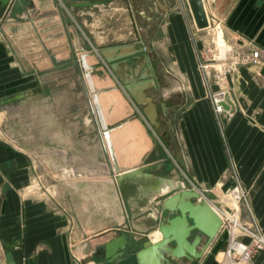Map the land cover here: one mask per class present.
Instances as JSON below:
<instances>
[{
    "label": "crops",
    "instance_id": "obj_1",
    "mask_svg": "<svg viewBox=\"0 0 264 264\" xmlns=\"http://www.w3.org/2000/svg\"><path fill=\"white\" fill-rule=\"evenodd\" d=\"M203 1L207 28H198L188 0H16L2 11L0 264H9V253L14 264H81L119 229L159 240L161 234H151L163 214L155 194L179 186L196 188L226 218V203L218 200V206L206 193L238 182L253 185L252 208L264 226V59L257 67L224 71L199 65L208 38L226 48L219 63H234L229 47L264 49V0ZM102 19L109 24L94 29ZM121 44L136 53L122 74L152 76L143 102L134 100L99 53ZM84 53L121 170L166 162L148 174L153 178L141 179L156 184V193L140 183L127 188L125 199L118 193ZM216 96L232 103L229 119L216 112ZM8 128L9 139L1 134ZM58 155L94 168L104 162L106 173L94 169L93 176L109 179H61L56 195H25L36 160ZM50 174L43 176L48 185ZM237 259L219 232L202 258L175 262L243 264ZM248 264H264V248Z\"/></svg>",
    "mask_w": 264,
    "mask_h": 264
},
{
    "label": "water",
    "instance_id": "obj_2",
    "mask_svg": "<svg viewBox=\"0 0 264 264\" xmlns=\"http://www.w3.org/2000/svg\"><path fill=\"white\" fill-rule=\"evenodd\" d=\"M198 28L209 26L208 14L203 0H188ZM14 0H0V16L5 8H9ZM92 2H82L83 5ZM129 44L106 46L99 53L104 61L119 74L121 82L136 102H143L144 90L148 88L152 76L141 74L126 76L122 72L125 60L136 55L134 51H126ZM82 65L85 70L86 81L92 93V100L99 118L104 137L106 139L111 158L116 171L115 180L122 197H127V188L142 183L141 179L153 178L148 175L166 162L153 163L129 170H121L116 151L110 136V126L100 102L99 91L94 85L93 66L87 60V53L82 54ZM226 109H230L228 101L222 102ZM144 184V183H143ZM151 186V185H150ZM150 186L143 189L153 191ZM196 188L179 186L171 192L155 194L156 200L161 201L162 216L155 226L161 238L153 241L148 233L137 237L134 232L119 229L118 235L106 240L103 246L91 257L84 259L81 264L95 262L96 264H176L175 260L187 259L195 261L203 257L204 252L219 234L223 219L211 203L201 198ZM154 198V199H155ZM9 264L12 255H7Z\"/></svg>",
    "mask_w": 264,
    "mask_h": 264
},
{
    "label": "rangeland",
    "instance_id": "obj_3",
    "mask_svg": "<svg viewBox=\"0 0 264 264\" xmlns=\"http://www.w3.org/2000/svg\"><path fill=\"white\" fill-rule=\"evenodd\" d=\"M16 0H14V2L11 4L10 8H12V6L14 5ZM118 16V21L116 23V25L121 24V19H119V15ZM122 18V17H121ZM96 24V23H95ZM105 24H109L107 19H102L101 21H99L96 25H93L94 29H98V30H102V26ZM91 34V33H90ZM216 36V35H215ZM118 40L119 39H124L126 38V35H118L117 36ZM89 38L87 39L86 37V43L89 44ZM90 45V44H89ZM223 46L216 45L215 39H207L206 42V47L203 50V52H201V57L202 60L200 62V69L202 70H206L207 68H217L221 71H224L225 68L227 70L229 69H236L239 66L242 65H246V66H255L257 67V65H261L262 61L264 59V56L262 57V60L259 63H236V58L234 63H229L226 64L224 62L219 63L221 59H225V57H221L220 56V48ZM225 50L226 48L223 47ZM251 49L254 47H237V48H233V47H229V51H232L234 56L237 55V51L240 49ZM259 49H262L259 47ZM264 51V49H262ZM227 54V52H226ZM202 64H206V68L202 67ZM223 75V74H222ZM221 81V80H220ZM214 99V98H213ZM12 114V113H11ZM230 116V115H229ZM229 116H225V118L229 119ZM11 118V117H10ZM2 136L9 139V137L11 136V132L10 129H4L1 132ZM48 149V148H47ZM49 149H52V147H49ZM53 152L56 153H61L60 150H55L52 149ZM27 151V149H26ZM42 153L46 152L45 148H42L41 150ZM41 157V156H40ZM61 157V156H60ZM59 155L57 156L56 160L53 159H48V158H39L36 160L35 162V167H33V174L32 177L28 178V182L26 183V192L25 195L30 196V195H35V191H37L41 196L44 197L46 195H56L55 193V186H57L60 183L61 179L64 178H68L71 179L73 181L76 180H101L102 183L107 182L109 178L104 177L101 175V177H96L93 176L92 172L94 169H101V173H106V170L108 169L107 165L102 162L100 167H93L92 164L90 162H82V161H77L74 160L73 158H70L68 156L63 157L62 160L60 159ZM61 165L64 166L65 169H61ZM50 170L55 171L56 175L55 176H51L50 179V185L46 184L44 182L43 176L44 175H51L50 174ZM60 171V172H58ZM62 171V173H61ZM65 172V174H64ZM59 173V174H58ZM71 174V175H69ZM116 173H114L115 175ZM104 175V174H103ZM35 176L37 177V179L35 178ZM96 177V178H94ZM262 179V183H264V177L261 178ZM259 180H257L256 184L259 183ZM158 178H154L152 183H157ZM141 185L143 183H140ZM139 185V184H138ZM143 186L145 187V183L143 184ZM151 188H153V192L156 193L155 187L156 184H151L150 186ZM253 189V185L251 186H246V185H242L241 183H237L234 187L228 189V190H224V191H220V192H216V193H212L209 194V192H207V196L211 198V201H213L214 203H218V200H222L226 203V207L227 210L229 211V214L233 217V218H237L234 221L233 226L232 219H229L230 224H227L226 226H224L222 228V230H220V233L223 235V237H225L226 242H227V248L229 250H232L234 253V256H238V259L241 263L243 264H248L252 261L254 255L256 254V252L262 248H264V244L261 245V247H259L260 245L258 244V237H264V226L260 224V218L258 217V214L254 211V209L252 208V200L254 199V193L251 191ZM118 193L121 195L120 191H118ZM220 202V201H219ZM218 206L219 203L217 204ZM149 220H152V217L148 218ZM260 221V222H259ZM156 226V223L155 225ZM231 227H233V231L230 229ZM155 232V227L153 228L151 234ZM154 234V233H153ZM239 244V245H238ZM238 246H247V248H249L250 250H252V257L250 259H245L244 258V251H236V247Z\"/></svg>",
    "mask_w": 264,
    "mask_h": 264
},
{
    "label": "built area",
    "instance_id": "obj_4",
    "mask_svg": "<svg viewBox=\"0 0 264 264\" xmlns=\"http://www.w3.org/2000/svg\"><path fill=\"white\" fill-rule=\"evenodd\" d=\"M210 25V23H209ZM264 56V51L262 49L259 48H249V49H240L237 51V55H236V63H259L262 60V57ZM203 68H206V64H202ZM226 98H222L219 96L214 97L213 101H214V106H215V110L219 115H225L226 117L229 116L231 113V109H226L222 102L223 101H227L225 100ZM194 188V187H192ZM202 195V194H201ZM203 199H205L203 196L201 197ZM207 200V199H206ZM219 213V212H218ZM221 215V213H219ZM223 215H221L222 217ZM225 217H222L223 219V225L222 228L224 226L227 225V221ZM221 228V230H222ZM258 241H259V247H261L262 244H264V237H258ZM239 245V244H238ZM263 246V245H262ZM237 252L239 251H244V258L245 259H250L252 257V250H250L249 248H247V246H238L235 248Z\"/></svg>",
    "mask_w": 264,
    "mask_h": 264
},
{
    "label": "bare ground",
    "instance_id": "obj_5",
    "mask_svg": "<svg viewBox=\"0 0 264 264\" xmlns=\"http://www.w3.org/2000/svg\"><path fill=\"white\" fill-rule=\"evenodd\" d=\"M206 28H207V27H206ZM225 52H226V50H225L223 47H221V48H220V53H219L220 56H221V57H225ZM223 95H224V94H223ZM91 96H92V95H91ZM228 97H229V96H228ZM228 97H227V98H228ZM229 104H230V106L232 107V103L229 102ZM233 106H234V105H233ZM231 107H230V108H231ZM61 169H65V168H64V167H61ZM52 172L56 175V172H55V171H52ZM58 172H60V171H58ZM61 173H62V171H61ZM58 174H59V173H58ZM62 174H63V173H62ZM64 174H65V172H64ZM69 175H71V174H69ZM64 179H65L67 182H72L71 179H68V178H64ZM201 197H202V196H201ZM211 205H212V204H211ZM212 206H213V205H212ZM213 207H214V206H213ZM214 208H215V207H214ZM215 209H216V208H215ZM226 218H227L228 220H229V219L234 220V218H233L230 214H226ZM157 232L160 234V232H159L158 230L155 231V232H153L154 234L156 233V235L154 236V238L158 236V233H157ZM153 233H152V234H153ZM154 234H153V235H154ZM160 238H161V237H160ZM160 238H159V239H160ZM156 241H158V240H156ZM154 242H155V241H154ZM89 263H95V262L91 261V262H88V263H86V264H89Z\"/></svg>",
    "mask_w": 264,
    "mask_h": 264
}]
</instances>
